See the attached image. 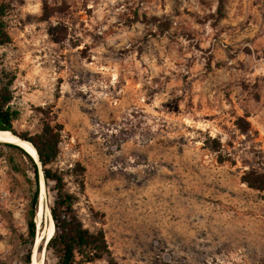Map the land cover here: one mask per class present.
Returning <instances> with one entry per match:
<instances>
[{
  "label": "rangeland",
  "instance_id": "1",
  "mask_svg": "<svg viewBox=\"0 0 264 264\" xmlns=\"http://www.w3.org/2000/svg\"><path fill=\"white\" fill-rule=\"evenodd\" d=\"M0 3L14 129L62 125L49 166L106 234L85 264H264V190L242 179L264 185V0ZM11 155L0 144V264L29 247L51 264L36 243L54 195L41 188L32 246Z\"/></svg>",
  "mask_w": 264,
  "mask_h": 264
},
{
  "label": "trees",
  "instance_id": "2",
  "mask_svg": "<svg viewBox=\"0 0 264 264\" xmlns=\"http://www.w3.org/2000/svg\"><path fill=\"white\" fill-rule=\"evenodd\" d=\"M7 6L0 3V48L11 42L8 24L4 19ZM222 16L221 10L218 9ZM14 76L5 79L0 75V130H9L35 146L39 162L35 160L23 147L10 142H0L9 148L11 156L8 161L16 175H20L24 188L29 193L28 234L30 245H34L37 233L36 213L39 207L41 178L44 177L45 187L52 192L54 199L50 205V212L54 221V233L46 244L41 240L37 247V254L46 252L51 255V264H85L103 258L109 254V247L105 231L102 228L91 230L76 213L73 205L76 197L65 188L64 175L49 166L56 160L61 141L62 125L44 123L42 131L36 135L28 132L17 133L14 121L19 111L11 105L13 91L11 89ZM242 179L251 187L264 190V185L255 179L243 175ZM53 185H51V183ZM39 259V258H38ZM25 264L32 263V252L23 257ZM112 264H116L111 261Z\"/></svg>",
  "mask_w": 264,
  "mask_h": 264
},
{
  "label": "bare ground",
  "instance_id": "3",
  "mask_svg": "<svg viewBox=\"0 0 264 264\" xmlns=\"http://www.w3.org/2000/svg\"><path fill=\"white\" fill-rule=\"evenodd\" d=\"M0 141H6V142H10V143H15L20 145L21 147H23L35 160H37L39 162V158H38V153L37 150L35 148L34 145H32L31 142H29L28 140H24L22 138H20L18 135L12 133L9 130H0ZM41 188L42 190L45 189V183H44V179L41 178ZM43 196V194H42ZM43 198V197H42ZM41 198V199H42ZM43 200V199H42ZM39 214L42 215V207L39 209ZM48 219H49V224L47 226V228L45 227V244L46 242L51 238V236L54 233V221L53 218H51V214H48ZM47 240V241H46ZM41 241V237L40 239H38L36 245L38 247L39 243ZM37 247H36V252H37ZM37 254V253H36ZM42 257V256H41ZM31 264H43V257L38 259L35 254L32 260Z\"/></svg>",
  "mask_w": 264,
  "mask_h": 264
},
{
  "label": "water",
  "instance_id": "4",
  "mask_svg": "<svg viewBox=\"0 0 264 264\" xmlns=\"http://www.w3.org/2000/svg\"><path fill=\"white\" fill-rule=\"evenodd\" d=\"M42 178L44 179L43 175H42ZM46 241H47V240H46ZM47 242H48V241H47ZM47 242H46V243H47Z\"/></svg>",
  "mask_w": 264,
  "mask_h": 264
}]
</instances>
